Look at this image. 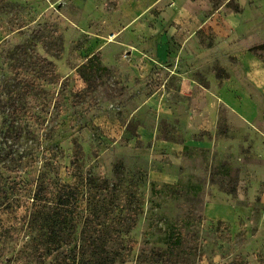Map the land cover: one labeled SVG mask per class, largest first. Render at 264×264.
<instances>
[{
  "label": "rangeland",
  "instance_id": "374dc122",
  "mask_svg": "<svg viewBox=\"0 0 264 264\" xmlns=\"http://www.w3.org/2000/svg\"><path fill=\"white\" fill-rule=\"evenodd\" d=\"M58 1L0 0V264H40L31 254L39 231L29 226L40 205L76 203L82 224L88 200L91 215L110 211L100 228L122 231L109 245L127 257L114 264H264L262 184L236 197V161L198 145L211 140L194 129L209 115L191 111L167 69L135 77L126 52L92 39L84 6L93 0ZM154 1L135 10L145 14ZM209 1L229 13L250 7L240 21L252 24L264 68V0ZM161 11L148 10L162 33L173 31ZM209 67L198 82L217 89L227 73ZM258 83L264 89V76ZM218 113L221 134L239 119L226 106ZM230 199L234 221L205 217V201Z\"/></svg>",
  "mask_w": 264,
  "mask_h": 264
},
{
  "label": "crops",
  "instance_id": "0c3cea01",
  "mask_svg": "<svg viewBox=\"0 0 264 264\" xmlns=\"http://www.w3.org/2000/svg\"><path fill=\"white\" fill-rule=\"evenodd\" d=\"M93 1L84 6V14L88 16L82 12L78 15L90 22L86 31L90 37L98 41L106 39V44L112 48L126 52L128 69L135 77L151 75L156 67L167 69L168 76L177 78L182 84L180 94L190 99L191 111L209 115L194 129L208 133L211 140L198 145L230 155L236 161L238 199L244 196L245 184L254 185L258 181L262 184L259 199L264 203V89L258 83L264 76V68L255 53L253 44L257 39L252 24L240 21L250 13V7L229 13L226 8H213L209 0H155L144 14L135 10L138 0H108L106 4ZM153 5L162 9L160 19L175 23L173 31H160L148 12ZM201 37L208 42L202 43ZM129 39H137L138 44L132 46ZM121 55L113 53V57L121 58ZM103 57L106 61L104 54ZM215 64L226 71L225 81L217 89L203 88L196 72ZM208 69L209 74L212 69ZM221 106H226L239 118L228 123L223 134L219 132L218 122ZM237 138L241 139L239 143ZM222 139L224 143L220 142ZM229 140L233 142L231 147ZM249 191L255 190L251 187ZM203 206L206 218L228 222L235 220L239 205L230 199L207 200Z\"/></svg>",
  "mask_w": 264,
  "mask_h": 264
},
{
  "label": "trees",
  "instance_id": "16d2710c",
  "mask_svg": "<svg viewBox=\"0 0 264 264\" xmlns=\"http://www.w3.org/2000/svg\"><path fill=\"white\" fill-rule=\"evenodd\" d=\"M92 205L93 202L88 200L86 209L89 214H85L82 224L79 221L83 215L81 216L77 210L76 203H61L54 207L40 205L41 209L32 216L29 223L32 229L39 231L38 238L32 239L35 246L31 253L37 262L42 264L52 256L56 264H114L118 260L125 261L127 255L121 250L127 249L109 245L111 235L115 233L117 238H121L122 231L116 230L110 233L100 228L110 219V211L102 205L105 211L101 213L98 211L99 214L93 216L90 214ZM76 213L80 216H69ZM79 224L82 228L75 242L74 231ZM63 247L70 250H62Z\"/></svg>",
  "mask_w": 264,
  "mask_h": 264
}]
</instances>
